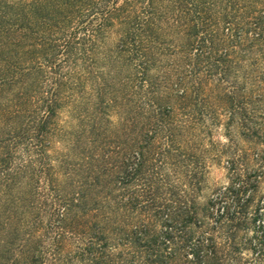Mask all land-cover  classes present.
Listing matches in <instances>:
<instances>
[{"label":"trees","instance_id":"obj_1","mask_svg":"<svg viewBox=\"0 0 264 264\" xmlns=\"http://www.w3.org/2000/svg\"><path fill=\"white\" fill-rule=\"evenodd\" d=\"M69 106L80 131L52 156ZM261 107L264 0H0V264L140 258L113 250L150 237L132 214L174 196L195 125L223 112L247 127ZM195 219L153 236L138 261L172 262L165 241L184 231L189 246ZM191 246L184 264L224 262L215 245Z\"/></svg>","mask_w":264,"mask_h":264},{"label":"rangeland","instance_id":"obj_2","mask_svg":"<svg viewBox=\"0 0 264 264\" xmlns=\"http://www.w3.org/2000/svg\"><path fill=\"white\" fill-rule=\"evenodd\" d=\"M116 40L117 35L111 34L107 40L108 48H112ZM78 117L74 107H65L60 112L58 122L69 135L61 142L55 140L52 156L57 152H66L72 145L75 135L80 131ZM112 120L118 125L119 115L113 114ZM246 126H242L239 118L231 121L223 112H220L216 121L207 117L205 121L197 123L192 131L195 139L185 144L188 154L194 155V158L180 166L176 174H170L173 186L170 192L174 196L159 198L150 215H142L143 212L132 214L131 225L141 224L142 229L149 226L150 237L135 235L133 244H122L113 253H121L126 261L138 253L140 258L146 257V250L142 246L151 241L153 236H163L162 233L174 226L181 229L179 222L188 213H195L196 224L189 226L194 233L189 246L184 231L178 233L175 230L173 239L165 241L166 245L161 251L166 257L171 256L172 262L163 258V264H184L185 257L191 253L189 247L204 244L215 245L224 254L222 264H264V107ZM255 132L259 133L254 137ZM57 164L54 162V165ZM40 187L47 189L43 182ZM139 207H145V204L141 203ZM35 210L38 213V209ZM235 210L241 211L237 217L239 220L231 222L225 218L221 223L216 222L226 213L231 216ZM238 223L241 226L237 228ZM230 228L236 232L233 242L229 240L232 235ZM49 244H52V240L48 241L47 246ZM231 245L237 248L232 255L237 260L226 257L233 250ZM71 252L75 253V249ZM140 258L144 263V259ZM138 259L125 263L142 264ZM41 261L35 264H52V257H47L46 262ZM69 264L85 263L75 259Z\"/></svg>","mask_w":264,"mask_h":264}]
</instances>
